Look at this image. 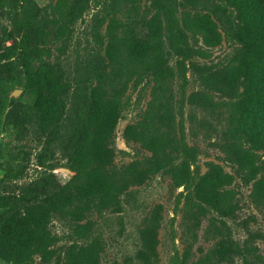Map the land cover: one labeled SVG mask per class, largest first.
Returning a JSON list of instances; mask_svg holds the SVG:
<instances>
[{
    "label": "rangeland",
    "instance_id": "rangeland-1",
    "mask_svg": "<svg viewBox=\"0 0 264 264\" xmlns=\"http://www.w3.org/2000/svg\"><path fill=\"white\" fill-rule=\"evenodd\" d=\"M239 16L228 0H0V264H264V132L242 113L261 37Z\"/></svg>",
    "mask_w": 264,
    "mask_h": 264
},
{
    "label": "trees",
    "instance_id": "trees-1",
    "mask_svg": "<svg viewBox=\"0 0 264 264\" xmlns=\"http://www.w3.org/2000/svg\"><path fill=\"white\" fill-rule=\"evenodd\" d=\"M233 5H235L238 9V13H240V20L244 22L242 27L245 28V32L248 34H245L243 40H246L248 43L251 44V42H255V44L258 43V38L255 37L259 35L261 39L259 40V45L256 46H263L264 47V35L261 33L262 29L264 28L262 24H264V0H228ZM193 24L197 31H204L205 29L211 28L215 25L214 20L209 15H195L193 18ZM255 29H254V27ZM259 30V34H258ZM238 31L237 30H231V34L236 35ZM256 33V34H255ZM256 46H248L244 45V49L246 50V53L249 55V63L252 62L248 66V77H247V86L246 89L248 90V94H252V96L255 97L256 101H250L251 106H245L244 109H242V113L244 116L243 119V127L245 131L248 133V130H255V133L258 131L259 135H262V132H264V51L259 52L258 49H255L254 54L251 49L255 48ZM143 52V51H141ZM143 56V59L140 60V68L141 70L148 72L152 69L151 61L149 59L147 60L146 53ZM139 69L136 66H133L129 71L124 73V75L128 76V79H131L133 75H136L139 71ZM252 75H255L251 77ZM258 87V88H257ZM256 88V89H255ZM257 92V93H255ZM261 105V107L258 109H255V105H258V103ZM103 110H106L109 114V116L112 118L116 117L115 114L112 112H109L108 107H104ZM258 128V129H257ZM261 128V129H260ZM257 129V130H256ZM89 162L87 157H84L82 160V167L84 165H87ZM216 170H219L218 172H221L218 165H213ZM226 178L229 179V181L232 180L231 176L229 174L224 173L223 174ZM263 181L260 182V186ZM259 182H258V187ZM218 204L220 206L223 205V196H219L217 200Z\"/></svg>",
    "mask_w": 264,
    "mask_h": 264
},
{
    "label": "water",
    "instance_id": "water-1",
    "mask_svg": "<svg viewBox=\"0 0 264 264\" xmlns=\"http://www.w3.org/2000/svg\"><path fill=\"white\" fill-rule=\"evenodd\" d=\"M60 169H62V170H65V171H68V169H67V168H60Z\"/></svg>",
    "mask_w": 264,
    "mask_h": 264
}]
</instances>
